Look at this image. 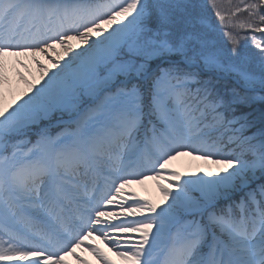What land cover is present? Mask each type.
<instances>
[{
  "label": "snow or ice",
  "instance_id": "1",
  "mask_svg": "<svg viewBox=\"0 0 264 264\" xmlns=\"http://www.w3.org/2000/svg\"><path fill=\"white\" fill-rule=\"evenodd\" d=\"M77 248L264 264V0H0V264Z\"/></svg>",
  "mask_w": 264,
  "mask_h": 264
},
{
  "label": "rangeland",
  "instance_id": "2",
  "mask_svg": "<svg viewBox=\"0 0 264 264\" xmlns=\"http://www.w3.org/2000/svg\"><path fill=\"white\" fill-rule=\"evenodd\" d=\"M58 49L62 50L60 48V46H59ZM253 50L255 51V49H253ZM9 59L10 60H14L16 58L15 57H9ZM27 62L30 64V60H28ZM21 70L23 71V69H21ZM20 93L21 92L15 93L13 91L12 93H10L8 95V100L10 101L12 99L13 95L19 96ZM176 165L179 166V167H181L182 169L191 170V171H194L197 167H212L213 169L215 168V166L214 165H211L210 163L208 165H205L204 161H201V160H193L189 156H184V157L179 158V160L176 162ZM126 191H135L136 193H138L141 196H150L153 199L157 200V202H159V200L161 199L159 190L156 188V181H154V180L145 181L144 184H136V183H133L132 185L129 186V188L126 189ZM97 240H99V239H97ZM97 244H99L102 248H104V250L106 252H108V254L110 256H112V258H116L115 255H114V253L111 252V251H109L108 247L102 241H101V244L98 243V242H97ZM76 251L77 252L79 251L78 248H77ZM68 259L73 264H76L77 263L72 257H68Z\"/></svg>",
  "mask_w": 264,
  "mask_h": 264
},
{
  "label": "bare ground",
  "instance_id": "3",
  "mask_svg": "<svg viewBox=\"0 0 264 264\" xmlns=\"http://www.w3.org/2000/svg\"><path fill=\"white\" fill-rule=\"evenodd\" d=\"M73 42H74V44L76 43L75 41H73ZM58 48H59V45H57V51L62 54L63 50H60ZM50 55H53L54 56L55 53H51ZM40 58L42 60H44L45 62H47V59L45 57L41 56ZM30 66L32 67L33 72L38 76V72H36V66H35V64L31 63V61H30ZM49 67H50V65H49ZM25 74L27 75V73H25ZM29 78H32V77L29 76ZM25 88H26V86L22 82H19L18 79H16L14 77V83H13L14 92L15 93L22 92ZM89 242L90 243L91 242H95V243L98 242V243L101 244V241L100 240H97V239H95L94 241H89ZM78 250H79L78 251V254L81 255V256H83L85 259H88L89 261H91V264H99V262L96 260V258L90 252H88L86 249L78 248ZM113 259H117V258H113ZM71 264H73V263H71Z\"/></svg>",
  "mask_w": 264,
  "mask_h": 264
}]
</instances>
